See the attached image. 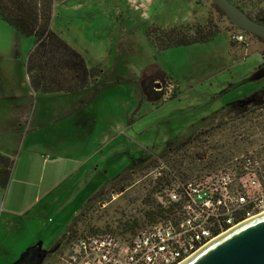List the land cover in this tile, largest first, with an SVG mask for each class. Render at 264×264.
<instances>
[{
	"label": "rangeland",
	"instance_id": "374dc122",
	"mask_svg": "<svg viewBox=\"0 0 264 264\" xmlns=\"http://www.w3.org/2000/svg\"><path fill=\"white\" fill-rule=\"evenodd\" d=\"M235 1L264 18V0ZM182 24L210 25L217 34L208 42L163 51L156 50L147 37L149 27ZM52 28L90 64L101 65V74L86 91L92 99L90 116L95 134L90 144L82 142L85 146L80 150H85V157L77 158L79 168L59 188L23 216L25 221L20 217L14 227L1 226L0 264H5V259L13 261L9 264L18 263L40 242L50 249L89 206L77 225V235L94 230L129 235L145 227L147 224L124 229L121 223L135 218L140 222L144 217L143 199L162 161L169 165L166 159H184V165L176 166L181 168L182 177H192L194 171L199 173L207 165L194 160L195 153L208 148L205 135L199 133L211 128L212 140L226 142L240 124L237 119L247 118L242 115L254 110L257 103L264 105V94L252 97L264 91V78L251 79L263 66L264 40L249 32L243 42L233 40L231 33L240 28L213 0H54ZM0 42H7L1 33ZM20 42L19 56L1 57L0 82L15 81L2 72L21 64L29 84L26 62L36 38L20 34ZM153 81L155 88L165 93L163 99L147 97L145 87ZM175 91L177 96L170 99ZM217 125L222 128H215ZM85 130L87 136V126ZM185 141L188 143L182 144ZM20 144L11 146L16 148L10 152L15 162ZM237 148L232 150L233 156L247 151ZM156 158L158 161L152 163ZM218 164L205 167L201 173L216 171ZM131 169L136 172L128 177L126 189L114 190L113 185L119 187L116 180ZM98 187L102 189L91 198ZM7 192L0 187V220ZM56 222L59 228L48 236Z\"/></svg>",
	"mask_w": 264,
	"mask_h": 264
},
{
	"label": "built area",
	"instance_id": "2783aa9c",
	"mask_svg": "<svg viewBox=\"0 0 264 264\" xmlns=\"http://www.w3.org/2000/svg\"><path fill=\"white\" fill-rule=\"evenodd\" d=\"M231 37L243 42L246 31L240 28ZM253 115L256 143L231 163H219L214 172L178 178L158 196L170 204L165 218L129 235L70 234L41 264H180L215 237L264 212V108Z\"/></svg>",
	"mask_w": 264,
	"mask_h": 264
},
{
	"label": "trees",
	"instance_id": "16d2710c",
	"mask_svg": "<svg viewBox=\"0 0 264 264\" xmlns=\"http://www.w3.org/2000/svg\"><path fill=\"white\" fill-rule=\"evenodd\" d=\"M232 1L252 18L264 22L263 16L253 15L246 11L238 2L235 0ZM218 9L226 14L219 7ZM53 12L54 0H0V18L12 26L19 34L36 38L35 47L29 53L27 59L28 74L32 88L39 93L73 92L85 89L99 77L101 74V65L90 64L83 53L52 28ZM216 34L217 30L210 25L204 26L194 24H182L171 27L152 26L147 30L149 41L158 51H163L172 47L208 42L211 41ZM255 36L264 40V38L258 35ZM153 82L145 87L147 97L150 100L163 99L165 93L163 90H157L155 88L156 83ZM263 92L264 91L261 90L252 95L253 99ZM176 96L177 92L175 91L170 99ZM256 105L258 106H255L254 110H250L248 114L244 113L242 115L243 117L248 115L247 118L237 119V122L240 124L236 125L235 131L232 132L233 134L231 133V137L226 140V142L221 141L220 143V140H212V135H209L211 128L205 129L199 133L200 135H205L206 139L204 142L208 144V148L201 153H195L194 160L197 163L199 162V164L201 161H205L207 162L205 167H210L218 164L221 160H223V162L230 161L235 154L232 150L236 151L238 149L237 147L242 149L252 147L256 143V129L258 127L252 119L254 116L253 114L259 108H264V105L260 106L258 103ZM223 127L226 128V126ZM215 128H222V125H217ZM196 139L200 140L201 138L198 136ZM208 140H211L212 143H209ZM187 143L188 142L185 141L182 144ZM220 147L224 148L226 152H222V150L219 149ZM176 150H179V148L176 147ZM163 156L164 155L161 157ZM157 159L159 158L151 160L152 163H156L158 161ZM166 161L169 165L172 164V166L170 167L162 161V164L158 167V176L154 180L149 181L148 191L143 199L145 204L143 209L144 217L140 222L137 218L132 221L128 220L122 222L121 226H123L124 229L128 228L132 230L142 224L149 225L161 218H165L166 214L170 211V208L167 207L170 204L161 203L158 200V196L164 193L165 189L172 188L174 182L178 178L181 180H189L198 177L202 175L201 172L205 168L200 169L199 173H195L194 171L192 177L186 176V178L181 176L183 172H181L180 167L176 166L177 163H179V165H184V159H181L183 163L175 158L166 159ZM14 162L15 161L11 157L0 154V185L3 189H7L9 185ZM135 172L136 170L134 171L132 169L125 171L116 180L119 187L113 185L112 188L118 192L124 191L128 185V177L133 176ZM101 199H104V196ZM90 207L91 206L86 208L69 227L63 237L60 238L56 244L52 245L51 248H53V250L61 241L68 238V235L77 232L76 229L79 221L85 218L86 212ZM96 231L97 230H94L93 232ZM122 232H125V230ZM37 249L38 247L29 248L21 258L22 261L31 250Z\"/></svg>",
	"mask_w": 264,
	"mask_h": 264
},
{
	"label": "crops",
	"instance_id": "0c3cea01",
	"mask_svg": "<svg viewBox=\"0 0 264 264\" xmlns=\"http://www.w3.org/2000/svg\"><path fill=\"white\" fill-rule=\"evenodd\" d=\"M0 33L7 41L0 42V59L19 56L22 52L20 34L1 18ZM23 71L21 64L16 69L11 67L10 71L2 73L9 74L15 81L0 82V154L14 158L10 152L16 148L11 149V146L21 143L3 204L0 242L2 225L7 229L18 225L20 217L25 221L23 216L32 212L33 207L42 203L43 197L59 188L66 177L79 168L77 158L85 157V150L81 152L80 149L85 146L84 143L90 144L95 134L94 119L90 116L93 113L90 108L92 99L86 94L93 83L73 92L39 93L30 84L28 68L29 84ZM72 93L74 96H71ZM85 126L88 127L87 136ZM95 170L93 168V173ZM102 187L92 191L91 198ZM73 211L75 214V209ZM27 223L30 225V222ZM59 226V222L51 225L48 236ZM33 247L41 251L49 249L44 242ZM5 260V264L13 262Z\"/></svg>",
	"mask_w": 264,
	"mask_h": 264
},
{
	"label": "water",
	"instance_id": "95a60500",
	"mask_svg": "<svg viewBox=\"0 0 264 264\" xmlns=\"http://www.w3.org/2000/svg\"><path fill=\"white\" fill-rule=\"evenodd\" d=\"M240 28L264 38V22L252 18L232 0H213ZM264 77V66L252 80ZM180 264H264V212L230 228Z\"/></svg>",
	"mask_w": 264,
	"mask_h": 264
},
{
	"label": "flooded vegetation",
	"instance_id": "af4514ba",
	"mask_svg": "<svg viewBox=\"0 0 264 264\" xmlns=\"http://www.w3.org/2000/svg\"><path fill=\"white\" fill-rule=\"evenodd\" d=\"M264 66V62L261 64ZM264 78V77H262ZM261 78V79H262ZM259 79V80H261ZM264 94L261 93V96ZM56 248V247H55ZM53 248L48 249L47 251H41L39 248L37 250H31L30 253L27 254V256H25V258L21 260H19L18 263L16 264H41V262L48 256L51 255V252H54Z\"/></svg>",
	"mask_w": 264,
	"mask_h": 264
}]
</instances>
